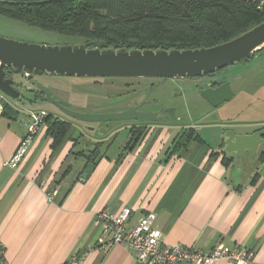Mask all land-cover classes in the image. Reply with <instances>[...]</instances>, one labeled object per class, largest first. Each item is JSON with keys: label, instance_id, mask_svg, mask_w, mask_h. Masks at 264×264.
I'll list each match as a JSON object with an SVG mask.
<instances>
[{"label": "crops", "instance_id": "0c3cea01", "mask_svg": "<svg viewBox=\"0 0 264 264\" xmlns=\"http://www.w3.org/2000/svg\"><path fill=\"white\" fill-rule=\"evenodd\" d=\"M245 62L247 68L264 66V51ZM248 75L236 74L230 81L235 92L231 101L205 112L207 117L217 115L212 123L138 125L147 132L131 148L135 133L130 123L112 125L100 139L60 117L72 123L60 145L53 148L44 125L16 168L5 163L14 158L27 134L28 122L22 116L28 115L29 121L36 110L51 113L41 104L29 107L5 100L9 107L0 110V241L7 262L70 264L82 256L79 264H142L125 246L105 253L96 250L103 236L98 213L119 215L131 208L128 228L154 215L152 228L165 234L168 246L247 247L255 252V264H264V160L251 165L247 154L244 171L234 179L235 163L226 164L222 153L227 130L251 135L264 129V84L258 87L255 81L258 88L249 90L250 85H244L254 77ZM209 129L217 130L216 138L202 134ZM191 130L203 142L193 139L180 145V136ZM99 143L103 157L82 181L88 153L75 152L86 147L91 151Z\"/></svg>", "mask_w": 264, "mask_h": 264}, {"label": "water", "instance_id": "95a60500", "mask_svg": "<svg viewBox=\"0 0 264 264\" xmlns=\"http://www.w3.org/2000/svg\"><path fill=\"white\" fill-rule=\"evenodd\" d=\"M264 49V22L245 34L224 44L195 50H139V49H88L84 44L47 46L23 43L0 38V92L13 101L22 99L27 104L46 103L55 106L64 115L83 124H105L98 134L107 133L112 123L138 122L158 124L165 121L160 111L141 112L145 103L115 113H83L70 109V105L54 98L53 91L38 82L36 88L44 99L22 96L14 76H58L77 78L177 79L202 78L221 72L237 63L249 61ZM200 97L212 109L231 101L235 92L226 80L215 87L199 86ZM34 94V93H27ZM22 97V98H21ZM23 106V104H21ZM175 110L167 109L166 113ZM72 125V123H71ZM94 131L95 129H91ZM222 153L231 156L235 163L233 178L238 179L245 169L244 157L248 154L251 165L258 162L264 148V129L251 135L227 131ZM264 153V152H263ZM95 166L89 164L81 180L88 178Z\"/></svg>", "mask_w": 264, "mask_h": 264}, {"label": "trees", "instance_id": "16d2710c", "mask_svg": "<svg viewBox=\"0 0 264 264\" xmlns=\"http://www.w3.org/2000/svg\"><path fill=\"white\" fill-rule=\"evenodd\" d=\"M0 14L47 32L82 38L80 44L102 50L211 48L264 22V9L251 0H0ZM8 107L5 104V111ZM44 125L53 139V148L72 128L70 122L51 114ZM131 132L135 133L132 148L147 130L136 128ZM180 139L183 146L193 139L202 141L193 130L184 132ZM102 148V143L93 145L86 155L87 165L98 164ZM75 154L85 153L81 150ZM263 160L264 153L258 163ZM232 161L231 156L224 158L226 164Z\"/></svg>", "mask_w": 264, "mask_h": 264}, {"label": "rangeland", "instance_id": "374dc122", "mask_svg": "<svg viewBox=\"0 0 264 264\" xmlns=\"http://www.w3.org/2000/svg\"><path fill=\"white\" fill-rule=\"evenodd\" d=\"M0 38L47 46H63L67 43L83 42L84 39L75 36L56 34L47 32L34 26L27 25L0 14ZM68 45V44H67ZM259 55H257L258 57ZM247 62H241L229 66L221 73V78L231 83L237 78L236 74L254 77L252 82H246L245 87L249 90L258 88L264 84V66L254 65L247 68ZM248 65V64H247ZM38 81L49 87L53 91L54 98L61 99L70 104L74 111L83 113H115L124 110L127 106L135 104L140 98L152 101L145 110L155 111L163 108L175 110L173 113L165 115L168 122L185 126V124H209L217 117L214 114L204 116L213 109L201 99L197 86L204 80L200 78H177V79H127V78H77L42 76ZM255 81L258 82L256 87ZM152 90V92H151ZM136 92V93H135ZM133 97V98H132ZM10 104L12 99L5 98ZM129 100V101H128ZM44 109L52 116L63 117L73 121L64 115L53 105L45 104ZM205 110V111H204ZM37 112L40 110H36ZM35 111V112H36ZM204 117V118H203ZM207 117V118H206ZM28 122V115L22 116ZM204 120H203V119ZM79 124V123H78ZM117 123H112V125ZM120 124V123H118ZM82 125V124H81ZM203 128V127H202ZM229 131V130H227ZM226 131V132H227ZM223 135H225V133ZM93 134V132L89 131ZM216 129L204 130L202 134L216 138ZM96 136H100L95 133ZM211 140V139H210ZM90 143V142H87ZM90 145V144H89ZM92 148V147H91ZM90 147L83 148L82 151L89 153ZM249 169V167H248ZM254 169V167H253Z\"/></svg>", "mask_w": 264, "mask_h": 264}, {"label": "built area", "instance_id": "2783aa9c", "mask_svg": "<svg viewBox=\"0 0 264 264\" xmlns=\"http://www.w3.org/2000/svg\"><path fill=\"white\" fill-rule=\"evenodd\" d=\"M257 3L259 9H264V0H251ZM4 95L0 92V110H3ZM48 113L39 111L31 113L26 125L27 134L18 152L6 167L16 168L20 160L27 154L34 136L44 126ZM57 191L50 193L53 199ZM133 216V209L125 208L119 215L103 210L97 215V225L103 229V236L99 240L96 250L105 253L113 246H125L132 251L136 259L142 264H215L226 260L233 264H255V252L247 247H229L223 243L216 247L204 249H188L180 246H168L165 234L152 228L154 215H148L139 221L134 229L128 224ZM6 246L0 241V264H9L5 257ZM82 256H76L70 264H79Z\"/></svg>", "mask_w": 264, "mask_h": 264}, {"label": "flooded vegetation", "instance_id": "af4514ba", "mask_svg": "<svg viewBox=\"0 0 264 264\" xmlns=\"http://www.w3.org/2000/svg\"><path fill=\"white\" fill-rule=\"evenodd\" d=\"M88 49H90V48H88ZM221 75H222L221 73H218L217 72L216 74L208 75V76H204V77L200 78L201 80H204V82L202 84H199L197 86L198 92L200 93L199 86H205V87H207L209 85H212L213 87H215L216 84L219 81L224 80L223 78H221ZM14 79L16 80V82H18V83L21 84L19 86L16 85V88L18 89V91L20 93H22V96H26L27 98L32 99V100H34L36 98H38V99H42L43 98L44 99V97L41 94V92L36 88V84L39 82L38 81V77H34V79H32L31 81L27 80V78L25 76H23V75L18 76V77L17 76H14ZM151 92H152V90H151ZM27 93H34V94H27ZM55 99H57V98H55ZM57 100H61V99H57ZM19 102L21 104H23V106H29V107L37 106L38 104H41V105H45L46 104V103H36V104L29 105L26 102H24L22 99H19ZM142 103H145V105L140 109V111L141 112H150L149 110H145V109H146L147 105L152 104V101H149L147 99H143V97L140 98V100H138L135 104H132V105L127 106L124 110H122L120 112H123V111H126V110H130L132 108H135V107L139 106ZM69 107H70V109H72L71 106H69ZM160 110H163V112L160 114V116H163L164 119H165V121H163V122L167 123L168 122V119L165 116V115H168L169 114V113H166L165 112L167 110V108L159 109V110H156V111H160ZM91 113H93V112H91ZM121 123H130L131 125H133V129L138 128V125L146 124V123H138V122H134V121H131V122H121ZM79 124L80 125L82 124L83 130L85 131V133L87 135L93 136L95 138L99 137L100 139H103L110 132V129H109V131L107 133H105L104 135H102V136H96L95 133L98 134V131L102 127H104L105 124H83V123H79ZM111 126H112V124L110 125V128H111ZM93 128L95 129L94 131L91 130ZM89 131L93 132V134L89 133Z\"/></svg>", "mask_w": 264, "mask_h": 264}]
</instances>
